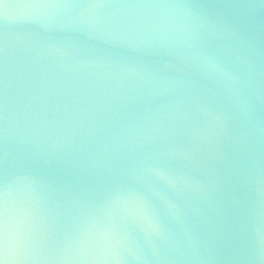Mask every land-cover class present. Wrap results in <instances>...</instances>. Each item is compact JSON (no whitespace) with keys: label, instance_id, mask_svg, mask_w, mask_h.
Here are the masks:
<instances>
[{"label":"water","instance_id":"95a60500","mask_svg":"<svg viewBox=\"0 0 264 264\" xmlns=\"http://www.w3.org/2000/svg\"><path fill=\"white\" fill-rule=\"evenodd\" d=\"M5 204L3 264H264V0H0Z\"/></svg>","mask_w":264,"mask_h":264},{"label":"snow or ice","instance_id":"6c2138e0","mask_svg":"<svg viewBox=\"0 0 264 264\" xmlns=\"http://www.w3.org/2000/svg\"><path fill=\"white\" fill-rule=\"evenodd\" d=\"M3 214V227L0 229V256L6 257L10 251H21L27 244V238L22 231H10L8 228V209L5 206L0 209ZM0 264L3 261L0 260Z\"/></svg>","mask_w":264,"mask_h":264}]
</instances>
